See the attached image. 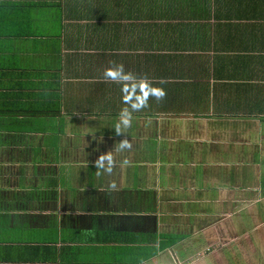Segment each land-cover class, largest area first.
<instances>
[{
	"label": "crops",
	"instance_id": "crops-1",
	"mask_svg": "<svg viewBox=\"0 0 264 264\" xmlns=\"http://www.w3.org/2000/svg\"><path fill=\"white\" fill-rule=\"evenodd\" d=\"M0 264H264V0H0Z\"/></svg>",
	"mask_w": 264,
	"mask_h": 264
}]
</instances>
